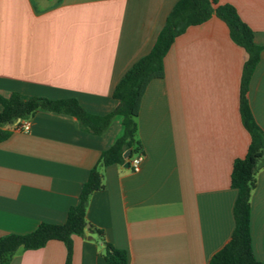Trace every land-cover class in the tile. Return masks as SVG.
<instances>
[{
    "label": "crops",
    "instance_id": "0c3cea01",
    "mask_svg": "<svg viewBox=\"0 0 264 264\" xmlns=\"http://www.w3.org/2000/svg\"><path fill=\"white\" fill-rule=\"evenodd\" d=\"M178 1L0 0V95L76 99L89 114H110L115 87L150 53ZM215 1L234 6L263 47L247 97L264 132V0ZM247 57L216 17L176 39L137 118L141 171L100 168L103 189L90 197L87 222L104 238L74 236L72 264H106L104 242L125 250L129 264H208L230 241L232 168L251 142L240 114ZM30 121V132L9 128L0 143V238L64 224L102 153L124 133L120 116L101 136L64 114L41 111ZM251 237L264 263V168L251 194ZM66 258L65 244L50 241L8 264Z\"/></svg>",
    "mask_w": 264,
    "mask_h": 264
},
{
    "label": "trees",
    "instance_id": "16d2710c",
    "mask_svg": "<svg viewBox=\"0 0 264 264\" xmlns=\"http://www.w3.org/2000/svg\"><path fill=\"white\" fill-rule=\"evenodd\" d=\"M212 17L226 24L231 40L247 53L240 85V114L244 128L251 142L246 155L236 159L231 173V187L237 191L234 205L235 228L230 241L218 251L208 264H264L254 255L251 237V194L256 188L258 172L264 168V132L253 116L247 94L253 73L259 64L263 47L255 43L253 30L242 21L236 8L229 4L220 5L215 0H179L169 14L165 26L148 55L136 62L115 87L113 98L118 105L110 114L96 116L89 114L76 99L51 100L34 97L23 100L13 93L9 98L0 95V143L7 140L10 126L17 120L30 119L38 112L58 113L77 119L81 129L96 136L103 135L113 119L122 118L124 133L108 150L104 151L98 163L91 170L83 184L78 202L68 211L64 224L41 223L31 233L9 234L0 238V264H8L20 250L43 249L50 241L65 244V264H72L73 237H85L86 232L96 233L104 238V232L87 222V207L93 193L103 189L101 167L125 165L124 154L131 156L142 153V145L136 140L137 118L148 86L165 77L164 60L176 39L187 29L202 25ZM105 243L106 264H129L128 253Z\"/></svg>",
    "mask_w": 264,
    "mask_h": 264
},
{
    "label": "built area",
    "instance_id": "2783aa9c",
    "mask_svg": "<svg viewBox=\"0 0 264 264\" xmlns=\"http://www.w3.org/2000/svg\"><path fill=\"white\" fill-rule=\"evenodd\" d=\"M10 128L13 131L28 133L31 131V121L30 119H19L14 124H12ZM143 159V156L140 154L129 157L128 164L132 172L139 173L141 171Z\"/></svg>",
    "mask_w": 264,
    "mask_h": 264
},
{
    "label": "water",
    "instance_id": "95a60500",
    "mask_svg": "<svg viewBox=\"0 0 264 264\" xmlns=\"http://www.w3.org/2000/svg\"><path fill=\"white\" fill-rule=\"evenodd\" d=\"M130 156H131V151L128 150V151L124 154V158H125V159H128ZM125 166H126V167H129V164L127 163V164H125Z\"/></svg>",
    "mask_w": 264,
    "mask_h": 264
},
{
    "label": "rangeland",
    "instance_id": "374dc122",
    "mask_svg": "<svg viewBox=\"0 0 264 264\" xmlns=\"http://www.w3.org/2000/svg\"><path fill=\"white\" fill-rule=\"evenodd\" d=\"M117 117H119V116H117Z\"/></svg>",
    "mask_w": 264,
    "mask_h": 264
}]
</instances>
